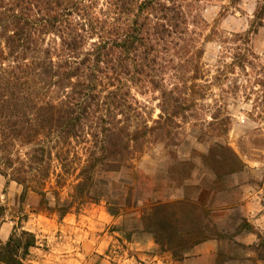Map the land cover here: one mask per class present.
<instances>
[{
    "label": "rangeland",
    "instance_id": "374dc122",
    "mask_svg": "<svg viewBox=\"0 0 264 264\" xmlns=\"http://www.w3.org/2000/svg\"><path fill=\"white\" fill-rule=\"evenodd\" d=\"M161 3L176 9L167 14L179 17L180 27L158 47V77L131 86L134 111L119 117L129 120L134 131L143 130L146 123L155 129L135 145L130 167L97 174L98 180L109 183L102 190L118 216L108 213L102 199L75 205L61 218L57 198L62 204L72 201L75 173L59 188L55 177L51 181L52 211L42 207L38 194L30 192L22 201L23 187L6 179L8 185L0 191V205L7 208L5 222L25 228L37 240L23 264L183 261L192 250L175 259L139 228L141 216L153 203L186 198L214 211L211 229L223 243L216 264H264L255 251L259 238L264 240V218L258 231L245 209L249 204L264 215V0ZM114 4L115 0H96L99 17L104 19ZM155 16L163 18L160 13ZM160 116L162 125L155 126ZM88 147L72 142L71 166L82 164L75 155L84 161ZM224 147L237 154L243 171L218 178L215 170L224 173L230 162L223 169L203 156L211 149L227 153ZM1 181L0 177V185ZM251 233L257 241L247 246L242 240Z\"/></svg>",
    "mask_w": 264,
    "mask_h": 264
},
{
    "label": "trees",
    "instance_id": "16d2710c",
    "mask_svg": "<svg viewBox=\"0 0 264 264\" xmlns=\"http://www.w3.org/2000/svg\"><path fill=\"white\" fill-rule=\"evenodd\" d=\"M114 6L103 19L96 0H0V175L23 187L22 201L30 192L38 194L42 207L52 211L53 178L59 188L77 174L72 201L62 204L57 198L61 218L75 205L102 199L108 213L118 216L102 190L109 183L97 174L130 167L135 145L155 129L146 123L134 131L119 117L134 111L131 86L158 77V47L177 32L180 20L167 14L177 11L161 0H115ZM79 141L89 144L86 159L76 154L82 164L71 166L69 146ZM224 149L227 153L211 149L203 156L223 169L230 162L224 173L215 170L218 178L243 171L237 154ZM213 212L188 198L157 201L141 216L139 229L183 259L197 245L220 237L211 229ZM6 214L0 205V230ZM259 239L255 251L264 261ZM36 245L33 233L15 228L6 243L0 239V264H23Z\"/></svg>",
    "mask_w": 264,
    "mask_h": 264
},
{
    "label": "crops",
    "instance_id": "0c3cea01",
    "mask_svg": "<svg viewBox=\"0 0 264 264\" xmlns=\"http://www.w3.org/2000/svg\"><path fill=\"white\" fill-rule=\"evenodd\" d=\"M0 177L3 179V182L1 181L0 191L3 192L8 184L7 180L2 175H0ZM245 209L250 223L256 227V230L259 231V228L263 229V226L260 224L261 220L264 218L261 210L256 212L249 206V204ZM13 224L14 223H12V225ZM14 229V226H10L9 223L4 222L0 230L1 241L6 243ZM23 229L25 230V228ZM242 241L245 245L251 246L257 241L256 235L252 233L248 234ZM222 246L223 243L221 240L213 239L206 241L193 248L191 253H189V255H187L183 261L178 262L172 260L171 264H216Z\"/></svg>",
    "mask_w": 264,
    "mask_h": 264
}]
</instances>
